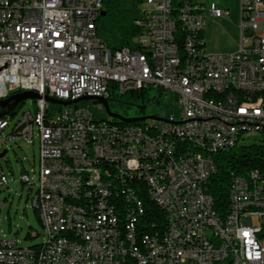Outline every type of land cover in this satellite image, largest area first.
<instances>
[{
	"label": "built area",
	"instance_id": "1",
	"mask_svg": "<svg viewBox=\"0 0 264 264\" xmlns=\"http://www.w3.org/2000/svg\"><path fill=\"white\" fill-rule=\"evenodd\" d=\"M140 2L133 47L110 49L97 34L102 0H0V99L23 90L39 95L34 112L21 106L7 132L13 116H0V152L37 136V163L23 167L19 181L29 185L43 238L21 246L0 228V264H264V180L251 170L232 175L220 215L207 191L215 154L176 146L185 131L203 148H230L249 132H264V0H240L232 52H209L203 38L206 17L227 16V8L200 0ZM150 88L170 94L180 109L178 119H145L161 127L163 139L106 127L83 105L44 99H107ZM213 94H230L225 110H217ZM231 97L261 101V111L235 117ZM159 147L171 148V156L159 155ZM76 167L85 175H73ZM83 178L97 187H77ZM7 185L0 163V188ZM64 190L70 200H62ZM143 195L164 212L162 226L142 219ZM125 196L139 197V206H125ZM60 203H68L66 217H57ZM132 222L158 225L159 233L132 231ZM60 225L67 234L55 239Z\"/></svg>",
	"mask_w": 264,
	"mask_h": 264
},
{
	"label": "rangeland",
	"instance_id": "2",
	"mask_svg": "<svg viewBox=\"0 0 264 264\" xmlns=\"http://www.w3.org/2000/svg\"><path fill=\"white\" fill-rule=\"evenodd\" d=\"M205 5L210 2L216 3L219 7L227 8L229 15L221 17H206L203 38L206 50L209 52H232L238 47L240 30V0H200ZM145 7L143 2H138L137 9ZM147 100H150L149 102ZM76 105H83L91 110L95 118L103 116L109 118L103 110L101 103L94 99L81 100ZM110 111L123 116L124 118H136L149 115H157L165 118L173 115L175 119L180 117V109L172 103L170 94H159L156 88L147 90L143 101L121 98L120 101L108 100ZM29 108L34 112V100L27 98L24 100L22 109ZM19 109L11 119L12 123L19 118ZM142 110V111H141ZM241 141V145L263 144L264 132H249ZM7 152L0 158V163L7 175V187L0 188L1 223L2 232L8 237H17V243L21 246H30L40 243L43 238L41 234V225L38 215L30 202L31 193L29 185L19 181L20 172L23 167L30 170L33 164L38 160V138L35 137L34 143L17 139L10 145L4 147ZM261 176V175H259ZM252 222L257 225L258 217L253 216ZM29 233L31 238H25ZM37 234V235H35ZM35 235V236H34Z\"/></svg>",
	"mask_w": 264,
	"mask_h": 264
},
{
	"label": "trees",
	"instance_id": "3",
	"mask_svg": "<svg viewBox=\"0 0 264 264\" xmlns=\"http://www.w3.org/2000/svg\"><path fill=\"white\" fill-rule=\"evenodd\" d=\"M139 1L102 0L105 14L98 16L97 34L103 39L108 48L119 49L123 46L133 47L132 39L138 34V27L134 22L138 15L137 4ZM146 93L147 90L130 91L122 94L111 93L108 100L117 99L120 101L121 98H131L133 100L140 99L143 101ZM147 101L149 102L150 100ZM23 103L24 101H19L11 109L7 110L3 108L2 111L6 113L5 115L14 116ZM258 104L259 101H254L251 103V106ZM244 105L247 106L250 104ZM98 124H104L106 127L118 129H125L126 127L132 126V128L146 131L149 137L151 136V131L154 133L157 130V126H154V123L146 120L120 122L115 118L99 116ZM156 135L159 134L156 133ZM156 139H158L157 136ZM242 140H239L238 143L233 144L230 148L229 142H225L223 145L216 147V149L207 151L211 157L215 154L213 157L215 172L211 173L208 178L207 191L212 196L213 206L220 215L226 213L228 209V191L232 175H246L247 171L255 170L258 176L261 175L264 179V145H241ZM176 146L188 147L191 151H199L201 149V145L190 137L176 139ZM159 155L171 156V148L159 147ZM142 205L144 209V217L142 219L157 221L162 226L161 222L164 221V212L162 209L152 203L145 195L142 196ZM125 206H139V197L125 196ZM132 231L158 234L159 226L132 222ZM261 235L264 234L261 233ZM31 237L29 233L25 236L27 239ZM226 261L224 260L220 264H226Z\"/></svg>",
	"mask_w": 264,
	"mask_h": 264
},
{
	"label": "bare ground",
	"instance_id": "4",
	"mask_svg": "<svg viewBox=\"0 0 264 264\" xmlns=\"http://www.w3.org/2000/svg\"><path fill=\"white\" fill-rule=\"evenodd\" d=\"M225 103H230V94H213V104H217V110H225ZM244 104L250 105L245 106ZM231 106L232 108H237V110H235V117L249 116L250 113H253V110L261 111V101H259L258 105L251 106V103H246V100H240L239 97H231ZM126 128H132V126ZM154 133L151 131L150 137H154L155 139L156 136L158 137V139L163 138L161 127H157V130H155ZM156 133L159 135H156ZM185 137H190L192 138V140H195L197 143H199L201 145V149L199 151H203V156L205 157H211V155L207 151H211L214 148L216 149V147L221 146L225 143L221 142V144H217V142H209V148H203V140L194 138L193 131H185ZM251 171L255 173V177L260 178V180H264L261 176H258L255 170ZM73 175H85V168H73ZM77 187H97V180L91 178L79 179L77 180ZM262 191H264V183H262ZM70 198L71 190H64V192L62 193V200H70ZM66 211H68V203H60L59 207H57V217H66ZM66 234L67 225H60L58 226V228H55V239H64V236H66Z\"/></svg>",
	"mask_w": 264,
	"mask_h": 264
},
{
	"label": "water",
	"instance_id": "5",
	"mask_svg": "<svg viewBox=\"0 0 264 264\" xmlns=\"http://www.w3.org/2000/svg\"><path fill=\"white\" fill-rule=\"evenodd\" d=\"M104 14H105V11L102 10L100 12V15L103 16ZM38 97H39V95L32 90H23V91H19V92H14V93L9 94L5 98L0 99V107H2V108L5 107L7 110H9L19 101H24L27 98H31L34 100ZM44 99L50 103L59 104L61 106L72 105V104H75L76 102L81 101V100L94 99L95 101H98L99 103H101L103 110L108 117L115 118L120 122L141 121V120H145V119H154V120H160V121L164 120V118H161V117H158L155 115L142 116V117H136V118H124L123 116L110 111L107 99L104 97L83 95V96H80V97L73 99V100H63V99H59V98H55V97L45 96ZM5 114L6 113L4 111L0 112V116H4ZM176 122L179 123L180 121H176ZM5 153H6V149H3L0 152V158Z\"/></svg>",
	"mask_w": 264,
	"mask_h": 264
},
{
	"label": "flooded vegetation",
	"instance_id": "6",
	"mask_svg": "<svg viewBox=\"0 0 264 264\" xmlns=\"http://www.w3.org/2000/svg\"><path fill=\"white\" fill-rule=\"evenodd\" d=\"M107 102H108V98H107ZM4 108H5V107H4ZM2 109H3V108H2V107H0V112L2 111Z\"/></svg>",
	"mask_w": 264,
	"mask_h": 264
},
{
	"label": "crops",
	"instance_id": "7",
	"mask_svg": "<svg viewBox=\"0 0 264 264\" xmlns=\"http://www.w3.org/2000/svg\"><path fill=\"white\" fill-rule=\"evenodd\" d=\"M6 152H7V150H6Z\"/></svg>",
	"mask_w": 264,
	"mask_h": 264
}]
</instances>
